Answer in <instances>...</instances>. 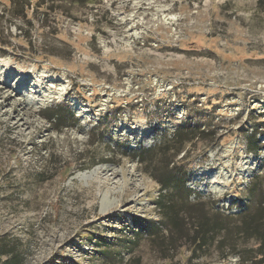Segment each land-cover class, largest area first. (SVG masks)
<instances>
[{
	"label": "rangeland",
	"instance_id": "374dc122",
	"mask_svg": "<svg viewBox=\"0 0 264 264\" xmlns=\"http://www.w3.org/2000/svg\"><path fill=\"white\" fill-rule=\"evenodd\" d=\"M263 208L264 0H0V264H264Z\"/></svg>",
	"mask_w": 264,
	"mask_h": 264
},
{
	"label": "trees",
	"instance_id": "16d2710c",
	"mask_svg": "<svg viewBox=\"0 0 264 264\" xmlns=\"http://www.w3.org/2000/svg\"><path fill=\"white\" fill-rule=\"evenodd\" d=\"M53 119L55 117H52ZM173 175L171 173L166 176V178L162 181L163 189L164 191L168 192H176L179 189H170L171 187H174L173 181L176 179L172 178ZM179 177L176 180L177 183H179ZM179 185H176L178 187ZM183 190V189H182ZM183 193V192H182ZM181 193V194H182ZM161 201H158V206L160 209H162V214L166 217L167 220V227L170 230V232L180 235L183 231L187 230L185 227L184 219L182 218L183 213H187L188 216H190L192 222H193V230L194 235L191 237L193 239V248H200L202 245H206L209 241V239L214 238V234H218L223 228L224 222H221V220L217 216H208L205 213L201 211H197V214L194 212V207L190 206L188 204L187 208H181V206L177 205L175 201L173 203H167L165 201L171 195L167 193L166 195H161ZM165 199V200H164ZM264 219V208L258 210L250 217H243L242 224H240V232L241 235H249L250 231L252 229L256 230V233L261 234V231L256 228L257 223ZM194 220V221H193ZM238 227V228H239ZM223 230V229H222ZM234 232V228H229L226 232V237L229 235L232 236V233ZM264 232V231H263ZM228 233V234H227ZM225 237V236H224ZM260 240L262 242L261 246L264 248V237H260ZM2 255L6 256L7 259L4 262V264H23L24 263V257L17 251L16 247H10L9 250L3 251Z\"/></svg>",
	"mask_w": 264,
	"mask_h": 264
}]
</instances>
